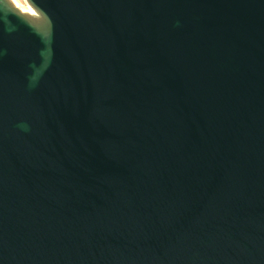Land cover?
Segmentation results:
<instances>
[{
  "label": "water",
  "instance_id": "obj_1",
  "mask_svg": "<svg viewBox=\"0 0 264 264\" xmlns=\"http://www.w3.org/2000/svg\"><path fill=\"white\" fill-rule=\"evenodd\" d=\"M0 0V264H264V0Z\"/></svg>",
  "mask_w": 264,
  "mask_h": 264
},
{
  "label": "bare ground",
  "instance_id": "obj_2",
  "mask_svg": "<svg viewBox=\"0 0 264 264\" xmlns=\"http://www.w3.org/2000/svg\"><path fill=\"white\" fill-rule=\"evenodd\" d=\"M12 6L20 8L23 12H25L30 19H32L35 23L40 24L42 22L41 16L38 14L36 10H34L31 6H22L20 5L19 0H7Z\"/></svg>",
  "mask_w": 264,
  "mask_h": 264
},
{
  "label": "rangeland",
  "instance_id": "obj_3",
  "mask_svg": "<svg viewBox=\"0 0 264 264\" xmlns=\"http://www.w3.org/2000/svg\"><path fill=\"white\" fill-rule=\"evenodd\" d=\"M20 1V5L22 6H28L26 0H19Z\"/></svg>",
  "mask_w": 264,
  "mask_h": 264
}]
</instances>
